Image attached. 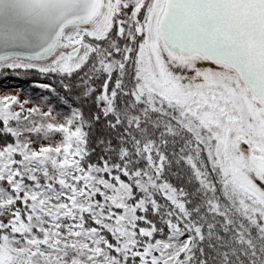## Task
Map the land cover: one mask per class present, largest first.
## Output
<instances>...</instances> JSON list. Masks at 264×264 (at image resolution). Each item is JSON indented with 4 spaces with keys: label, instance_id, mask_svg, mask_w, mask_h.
I'll return each mask as SVG.
<instances>
[{
    "label": "snow or ice",
    "instance_id": "snow-or-ice-1",
    "mask_svg": "<svg viewBox=\"0 0 264 264\" xmlns=\"http://www.w3.org/2000/svg\"><path fill=\"white\" fill-rule=\"evenodd\" d=\"M12 78L0 264H264V0H0Z\"/></svg>",
    "mask_w": 264,
    "mask_h": 264
},
{
    "label": "rangeland",
    "instance_id": "rangeland-1",
    "mask_svg": "<svg viewBox=\"0 0 264 264\" xmlns=\"http://www.w3.org/2000/svg\"><path fill=\"white\" fill-rule=\"evenodd\" d=\"M13 81H11L10 79L9 80H3V79H0V91H3V86L5 85V84H9V85H13V87H11L9 90L10 91H12V92H16V91H18L20 88H22V87H20L18 84H16V83H12ZM32 93H34V92H32ZM38 93H36V95H37ZM33 97H34V95H33ZM24 98H26L25 97V94H21V99H24Z\"/></svg>",
    "mask_w": 264,
    "mask_h": 264
},
{
    "label": "trees",
    "instance_id": "trees-1",
    "mask_svg": "<svg viewBox=\"0 0 264 264\" xmlns=\"http://www.w3.org/2000/svg\"><path fill=\"white\" fill-rule=\"evenodd\" d=\"M10 80L13 81L12 83H16V84H18L20 87H22V88H24V89H26V90L31 91V94H32V96L34 95V97L36 96V93H38V90H32V89L30 88V84L32 83L31 81L17 80V79H15V78H12V79H10ZM32 92H34V93H32Z\"/></svg>",
    "mask_w": 264,
    "mask_h": 264
}]
</instances>
